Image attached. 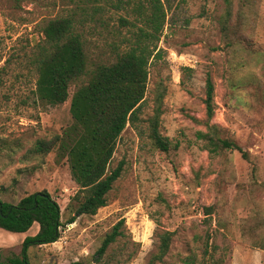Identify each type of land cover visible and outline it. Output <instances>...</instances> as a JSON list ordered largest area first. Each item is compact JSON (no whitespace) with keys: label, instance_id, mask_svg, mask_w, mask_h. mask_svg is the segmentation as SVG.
I'll use <instances>...</instances> for the list:
<instances>
[{"label":"rangeland","instance_id":"1","mask_svg":"<svg viewBox=\"0 0 264 264\" xmlns=\"http://www.w3.org/2000/svg\"><path fill=\"white\" fill-rule=\"evenodd\" d=\"M123 1L0 0V199L16 204L45 190L63 224L54 246L28 249L29 263L147 264L158 235L170 232L168 251L156 264H264V250L244 239L255 225L251 220L264 217V0H245V16L253 17L246 28L250 49L224 48L223 0H161L160 56L148 66L140 121L137 129L127 125L122 131L107 167L109 173L121 166L120 176L95 215L64 224L78 190L66 159L57 161L54 152L27 153L37 140L49 141L72 124L70 98L88 77L71 83L65 103L44 108L34 95L37 74L30 55L42 25L68 16L82 35L87 70L112 63L143 26L134 5ZM207 76L214 105L209 123L224 129L249 161L236 151L211 156L198 138L207 122ZM159 92V131L170 141L165 153L152 145L146 123ZM204 207H212L211 214ZM120 221L121 236L95 263L104 236ZM20 237L0 230V247L20 251ZM9 254L0 251L3 258Z\"/></svg>","mask_w":264,"mask_h":264},{"label":"trees","instance_id":"2","mask_svg":"<svg viewBox=\"0 0 264 264\" xmlns=\"http://www.w3.org/2000/svg\"><path fill=\"white\" fill-rule=\"evenodd\" d=\"M123 2L117 0L116 4ZM125 3L127 6L134 5L131 9L142 17L143 26L133 32L129 46L118 53L112 63H100L87 70L82 35L77 31L73 17L68 16L51 19L42 25V38L30 55L29 62L37 74L34 95L44 108L65 103L71 83L83 76L88 77L87 83L76 89L70 98L72 124L49 141L37 140L27 153L36 157L54 152L57 161L66 159L71 179L78 190L72 198L75 208L65 225L73 224L80 216H93L106 205V196L121 171V166L109 173L107 171L116 141L127 125L137 129L146 93L148 66L151 59L160 56L156 45L165 21L162 1L126 0ZM223 3L225 11L220 20V31L224 48L239 44L250 49L252 45L246 28L253 17L247 19L245 16V0H223ZM204 94L207 122L205 131L198 133L204 149L211 156L236 151L242 159L249 161L248 153L224 129L209 123L214 115L213 85L209 76L205 80ZM162 98L163 92L157 93L152 116L146 123L152 145L165 153L170 148V141L159 131ZM4 190L0 187V193ZM203 211L209 215L212 207H204ZM258 215L251 220L255 225L244 239L264 250V217ZM34 223L38 225L36 234L24 238L18 255L9 254L4 258L0 255V264H30L28 249L57 242L63 225L57 202L45 190L26 195L16 204L0 199V229L21 234ZM121 224L120 221L114 225L104 236L94 255L95 263L121 236L118 231ZM171 237L170 232L158 235L157 251L150 256L147 264L161 262Z\"/></svg>","mask_w":264,"mask_h":264},{"label":"crops","instance_id":"3","mask_svg":"<svg viewBox=\"0 0 264 264\" xmlns=\"http://www.w3.org/2000/svg\"><path fill=\"white\" fill-rule=\"evenodd\" d=\"M35 226V229L30 232L31 228ZM31 228L25 232V233H21L20 234V240H19V243L21 245L22 241L24 240L25 237L27 236H33L36 234V232L38 231V225L36 223H34ZM2 230V229H0ZM57 242L51 244V245H43V246H40V247H34V248H37V249H41V248H45L46 246H54ZM8 250H11L13 252L14 255H18L20 251H15L14 248L12 247H0V251H8ZM36 250V249H35Z\"/></svg>","mask_w":264,"mask_h":264}]
</instances>
